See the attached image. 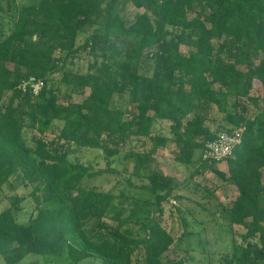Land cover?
<instances>
[{
  "label": "trees",
  "instance_id": "16d2710c",
  "mask_svg": "<svg viewBox=\"0 0 264 264\" xmlns=\"http://www.w3.org/2000/svg\"><path fill=\"white\" fill-rule=\"evenodd\" d=\"M103 1L34 0L21 6L10 31L0 37V186L20 170L35 183L31 195L39 202L26 222L17 221L11 207L0 210V253L7 264H15L27 252L65 251L69 264L85 256H98L103 264H166L161 253L173 237L150 212L141 221L140 237L118 229L109 234L111 238L94 236L114 194L83 186L82 179L115 172L107 157L120 151L130 136L139 137L144 144L149 142V148L130 147L127 154L135 173L142 171L150 191L162 200L176 182L155 170L146 172L151 155L168 139L151 133L155 118L170 120L178 159L189 162L193 148L217 132L198 112L203 102L214 101L224 110L223 96L230 93L256 103L257 97L249 94L254 79L264 100V0H127L142 10H134L129 23L115 14L102 25H117L122 33L134 34L138 48L131 55L136 61L147 50L154 59L152 73L141 74L136 64L126 63L111 72H64V82L90 90L81 101L57 100L46 84L57 69L52 53L56 47H70L77 32L96 21ZM168 26L180 30L167 37ZM91 36L104 38L96 32ZM182 41L190 44L186 51L179 48ZM30 75L44 80L37 93L26 82ZM121 84L130 85L125 108L111 103ZM190 112L193 115L181 128L182 117ZM225 117L235 127L244 126L241 142L224 158L227 178L237 188L230 219L246 227L244 238L258 236L254 254L240 249L236 264H259L264 259V110L252 117L242 111L227 112ZM52 123L56 140L35 137L33 145L26 142L23 135L29 127L44 131ZM72 143L102 148L107 166L92 170L69 159L68 151L76 149ZM200 157L206 161L201 153ZM213 161L218 160L209 163ZM48 201L54 203H44ZM114 218L119 225L131 219L120 214Z\"/></svg>",
  "mask_w": 264,
  "mask_h": 264
},
{
  "label": "rangeland",
  "instance_id": "374dc122",
  "mask_svg": "<svg viewBox=\"0 0 264 264\" xmlns=\"http://www.w3.org/2000/svg\"><path fill=\"white\" fill-rule=\"evenodd\" d=\"M34 0H0V37L6 35L16 19L21 6L31 4ZM134 10H142L132 6L127 0H104L101 5L102 14L96 21L79 30L74 43L69 46L56 47L52 56L57 60V69L48 75L47 88L52 90L57 100L70 98L73 101H81L89 92L90 87H79L64 82L61 76L64 72H111L123 68V64L132 67L136 64V71L150 75L154 66V59L147 50L144 55L133 59V52L138 48L137 37L134 34H125L124 30L117 25H102L107 16L118 14L120 18H127L129 23ZM178 28L168 26L167 37L179 32ZM96 32L104 38L90 37ZM188 34L187 30L183 31ZM192 34V33H191ZM86 41L88 42L85 45ZM190 44L182 41L180 50L186 51ZM129 61V62H128ZM122 88L112 94V105L125 108L128 106V91L130 85L121 84ZM218 83L213 85L214 88ZM225 90V87H221ZM257 97V102H252L245 96H236L227 93L223 96L224 110L219 109L214 101L204 103L198 108V112L204 114L205 124L213 131L221 128H235L225 117L227 112H243L249 117L254 116L259 110H264L262 89L257 79L249 92ZM241 108L243 110H241ZM193 112L182 117L181 128L191 118ZM36 125L24 131V138L29 145L34 144L35 137H42L46 141L56 140L57 128L55 123L47 130L39 131ZM234 126V127H233ZM151 133L167 136L164 145L158 146L151 155L152 158L146 163V172L155 170L169 176L176 182L171 193L162 200L148 188L149 181L140 173H135L133 158L127 154L130 147L141 149L149 148V142L139 137L130 136L127 143L120 147V151L109 155V166L115 172L104 171L95 176H85L81 184L91 186L102 191H111L114 194L112 204L99 219L102 226L96 227L97 234L94 236H111L112 231L129 230L135 237L143 235L141 221L150 212L158 218L160 224L171 233L173 240L168 248L161 254L166 264H236L240 255V249L248 248L253 255L255 244L258 245V236L244 238L246 227L232 222L230 208L236 197L237 188L231 178H227L226 160H218L209 163L202 161L200 153L203 145L193 148L191 160L184 162L178 159L179 147L174 141L170 120L155 118L151 124ZM202 141V136L196 137ZM111 141H107V143ZM108 143V144H109ZM68 151V158L87 164L92 170L105 168L106 157L102 148L75 145L72 143ZM224 171V177L221 172ZM264 173V171H263ZM35 183L26 179L20 170L13 171L0 186V210L11 207L15 219L19 222L26 221L30 215L36 212L38 201L31 195ZM20 198V199H16ZM41 203V201H40ZM52 205L54 201L44 202ZM120 214L121 218H131L123 224H118L114 215ZM138 217L137 220L132 218ZM97 220L95 219L96 222ZM254 243V245H251ZM142 249V248H139ZM141 252V250L139 251ZM142 256V253H141ZM67 251L62 255L41 254L27 252L15 264H69ZM259 264H264L260 259ZM0 264H7L4 256L0 253ZM76 264H103L98 256H85ZM244 264H248L247 261Z\"/></svg>",
  "mask_w": 264,
  "mask_h": 264
},
{
  "label": "built area",
  "instance_id": "2783aa9c",
  "mask_svg": "<svg viewBox=\"0 0 264 264\" xmlns=\"http://www.w3.org/2000/svg\"><path fill=\"white\" fill-rule=\"evenodd\" d=\"M34 93H37L44 85V80L35 75H30L26 81ZM244 126H238L231 130H219L214 138L206 139L201 152L205 160H222L230 155L236 145L242 140Z\"/></svg>",
  "mask_w": 264,
  "mask_h": 264
},
{
  "label": "crops",
  "instance_id": "0c3cea01",
  "mask_svg": "<svg viewBox=\"0 0 264 264\" xmlns=\"http://www.w3.org/2000/svg\"><path fill=\"white\" fill-rule=\"evenodd\" d=\"M27 221V220H26ZM26 221H21V222H26Z\"/></svg>",
  "mask_w": 264,
  "mask_h": 264
}]
</instances>
